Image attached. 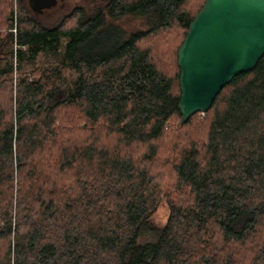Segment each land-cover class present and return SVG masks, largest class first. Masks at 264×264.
<instances>
[{
	"label": "trees",
	"instance_id": "trees-1",
	"mask_svg": "<svg viewBox=\"0 0 264 264\" xmlns=\"http://www.w3.org/2000/svg\"><path fill=\"white\" fill-rule=\"evenodd\" d=\"M205 3L44 23L0 0V264H264V55L181 123L178 49Z\"/></svg>",
	"mask_w": 264,
	"mask_h": 264
},
{
	"label": "water",
	"instance_id": "water-1",
	"mask_svg": "<svg viewBox=\"0 0 264 264\" xmlns=\"http://www.w3.org/2000/svg\"><path fill=\"white\" fill-rule=\"evenodd\" d=\"M58 0H29L43 14ZM264 55V0H206L178 49L181 123L205 113L222 88Z\"/></svg>",
	"mask_w": 264,
	"mask_h": 264
},
{
	"label": "rangeland",
	"instance_id": "rangeland-1",
	"mask_svg": "<svg viewBox=\"0 0 264 264\" xmlns=\"http://www.w3.org/2000/svg\"><path fill=\"white\" fill-rule=\"evenodd\" d=\"M22 4H24L25 8L28 9L33 16L37 17L41 22L44 23H53L54 21L58 20L59 18H62L64 15L69 14L74 9L78 7H85L86 11L88 13H91L95 6L97 0H58V3L56 6L52 7L51 9L46 10L43 14H36L34 13L30 6H29V0H21ZM15 2V9L19 5L20 0H14ZM15 18H17V14L15 15ZM17 20V19H16ZM15 20V21H16ZM16 23V22H15ZM139 22L135 19H126L122 22V26L127 29L128 31L133 30L139 26ZM16 26V24H15ZM14 36L17 35V28L14 27L13 29ZM66 40L63 41V45L65 44ZM14 50L17 49L19 44L14 42ZM25 48V47H24ZM61 60V56L55 55V54H46L42 56L40 63L42 65H53L56 66L59 61ZM16 59L14 58V66ZM77 77V73L70 69L66 80L62 83V87L64 88H71L75 78ZM17 74H14V84L17 82ZM204 113H201L200 117H202ZM168 217V208L166 205H162L158 212L154 215V217L151 219V227H159L165 224ZM149 237V233H146V235L143 237L145 240Z\"/></svg>",
	"mask_w": 264,
	"mask_h": 264
}]
</instances>
